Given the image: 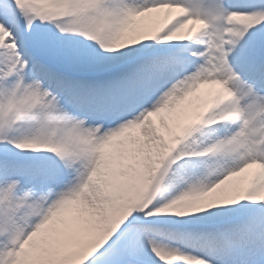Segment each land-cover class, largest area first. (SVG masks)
I'll list each match as a JSON object with an SVG mask.
<instances>
[{
  "label": "snow or ice",
  "instance_id": "snow-or-ice-1",
  "mask_svg": "<svg viewBox=\"0 0 264 264\" xmlns=\"http://www.w3.org/2000/svg\"><path fill=\"white\" fill-rule=\"evenodd\" d=\"M0 264H264V0H0Z\"/></svg>",
  "mask_w": 264,
  "mask_h": 264
}]
</instances>
